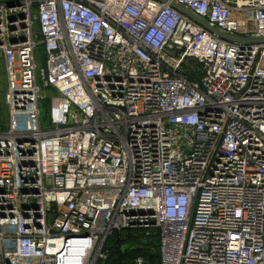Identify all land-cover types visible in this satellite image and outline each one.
Here are the masks:
<instances>
[{
    "label": "built area",
    "instance_id": "2783aa9c",
    "mask_svg": "<svg viewBox=\"0 0 264 264\" xmlns=\"http://www.w3.org/2000/svg\"><path fill=\"white\" fill-rule=\"evenodd\" d=\"M170 1L264 37V0L0 3V264H95L151 227L159 264H264V43Z\"/></svg>",
    "mask_w": 264,
    "mask_h": 264
},
{
    "label": "trees",
    "instance_id": "16d2710c",
    "mask_svg": "<svg viewBox=\"0 0 264 264\" xmlns=\"http://www.w3.org/2000/svg\"><path fill=\"white\" fill-rule=\"evenodd\" d=\"M5 112V109H4ZM4 123L0 124L2 128ZM149 231V235L145 232ZM105 258L96 260L95 264H135L141 257L142 264H159L158 229L125 228L108 235L103 244Z\"/></svg>",
    "mask_w": 264,
    "mask_h": 264
},
{
    "label": "rangeland",
    "instance_id": "374dc122",
    "mask_svg": "<svg viewBox=\"0 0 264 264\" xmlns=\"http://www.w3.org/2000/svg\"><path fill=\"white\" fill-rule=\"evenodd\" d=\"M6 1L9 0H0V3H5ZM36 62L38 65V83L40 85L41 92L43 94L42 109L45 113L49 107L50 97L54 92L46 85H44L43 76L45 74V54L42 48H38L36 50ZM4 90H5V76H4L2 58L0 56V124L3 122V120L5 121V112H4L5 108H4V98H3Z\"/></svg>",
    "mask_w": 264,
    "mask_h": 264
},
{
    "label": "water",
    "instance_id": "95a60500",
    "mask_svg": "<svg viewBox=\"0 0 264 264\" xmlns=\"http://www.w3.org/2000/svg\"><path fill=\"white\" fill-rule=\"evenodd\" d=\"M162 1H166V0H162ZM169 5L176 8L177 10L182 12L183 14L187 15L188 17H190L194 21L201 24L203 27H205L209 31L215 33L216 35H218L224 39H227L230 41H236V42L264 43V37H244V36H235V35L227 34L225 32L220 31L216 27L211 26L206 20L202 19L201 17L197 16L193 12L189 11L183 5L177 4L173 1H170Z\"/></svg>",
    "mask_w": 264,
    "mask_h": 264
}]
</instances>
